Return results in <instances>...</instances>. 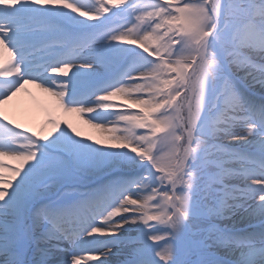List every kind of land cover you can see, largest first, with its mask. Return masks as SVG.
Instances as JSON below:
<instances>
[{"label": "snow or ice", "instance_id": "snow-or-ice-1", "mask_svg": "<svg viewBox=\"0 0 264 264\" xmlns=\"http://www.w3.org/2000/svg\"><path fill=\"white\" fill-rule=\"evenodd\" d=\"M0 78V264H264V0H0Z\"/></svg>", "mask_w": 264, "mask_h": 264}, {"label": "rangeland", "instance_id": "rangeland-1", "mask_svg": "<svg viewBox=\"0 0 264 264\" xmlns=\"http://www.w3.org/2000/svg\"><path fill=\"white\" fill-rule=\"evenodd\" d=\"M105 3H107L110 8H114L117 0H105ZM33 91L34 89L27 88L24 91V95L29 97L31 102L29 105V114L26 120H24V122H20L23 127H27L39 132L43 127L46 126V121L48 118H56L72 123L78 128L79 131H81L82 135L84 136H92L93 139H103L104 134L84 124L83 120L78 116V114L64 112L53 97H50L46 94L38 97L33 93ZM117 102L119 103V101ZM4 162L11 167H15L17 163L12 160H5Z\"/></svg>", "mask_w": 264, "mask_h": 264}, {"label": "bare ground", "instance_id": "bare-ground-1", "mask_svg": "<svg viewBox=\"0 0 264 264\" xmlns=\"http://www.w3.org/2000/svg\"><path fill=\"white\" fill-rule=\"evenodd\" d=\"M3 58L5 60L8 58L6 52L3 53ZM27 89H34L33 93L36 94V96L38 97L39 96L41 97L44 94L48 95L47 93L43 92L41 89L35 88L31 85L28 86ZM30 102H31L30 98L26 97L24 95V92L21 93L16 98H14V100L7 106V112L10 118H13L17 123L24 122V120H26L29 114Z\"/></svg>", "mask_w": 264, "mask_h": 264}]
</instances>
